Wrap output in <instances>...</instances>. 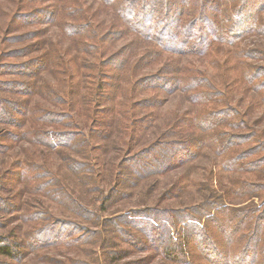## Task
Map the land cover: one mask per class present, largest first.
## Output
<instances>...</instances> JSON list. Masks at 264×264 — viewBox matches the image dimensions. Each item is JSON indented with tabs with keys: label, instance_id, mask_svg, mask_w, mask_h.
<instances>
[{
	"label": "rangeland",
	"instance_id": "obj_1",
	"mask_svg": "<svg viewBox=\"0 0 264 264\" xmlns=\"http://www.w3.org/2000/svg\"><path fill=\"white\" fill-rule=\"evenodd\" d=\"M233 1L219 8L228 26L235 19L228 37L202 53L165 52L139 72L133 62L109 66L124 38L102 48L63 30L78 20L67 10L72 0H57L52 21L51 15L15 33L9 24L20 0H0V237L21 253L0 255V264H217L225 257V264H249L244 258L264 264L263 191L248 192L251 184L264 190V158L257 169L251 160L259 154L242 153L261 146L264 155V0L250 1L244 13ZM82 4L84 16L97 14L104 28L118 19L101 0ZM27 5L22 11L32 10ZM242 23L249 24L242 29ZM11 34L24 40L8 42ZM41 39L44 50L16 53ZM57 51L67 70L54 65L30 75L31 61L49 52L55 61ZM169 57L167 74L184 68L186 86L159 89L169 78L165 70L155 89L136 84ZM132 68L130 82L116 84ZM100 81L94 110L89 98ZM196 136L202 145L192 147L199 149L194 158L168 168L157 149L173 150ZM248 206L263 211L260 228L235 233L243 215L226 214ZM252 232L259 237L253 257ZM158 239L160 246L152 243Z\"/></svg>",
	"mask_w": 264,
	"mask_h": 264
},
{
	"label": "trees",
	"instance_id": "obj_2",
	"mask_svg": "<svg viewBox=\"0 0 264 264\" xmlns=\"http://www.w3.org/2000/svg\"><path fill=\"white\" fill-rule=\"evenodd\" d=\"M40 1L41 0H26V3H24L23 0H20L18 10L14 12L13 19L9 24V30L12 29L10 31L11 33H15L16 30H20L25 24H41V22L50 18L51 15V21L53 20L57 12V0H53L52 3H47L45 5L34 6L35 3ZM250 1L252 0H235L233 2L236 5L235 7L240 8L244 13L246 9L249 8L248 3ZM27 2L32 3V10L22 11L24 6L25 8L28 6ZM82 2H84V0H72L73 5L69 6L67 10L68 12H73V15L75 14V16L78 17V20L74 21V24L69 25V28L63 27V30L71 35H81L82 38L90 40L95 45L101 44L102 48H104L107 44L108 48L109 42L114 39L124 38L125 44L121 46L120 49L118 48L111 53L113 59L109 66L114 67L118 64V69H122L129 63L133 62L138 65L140 72L143 68L148 67L145 65L147 62L150 63L156 56H163L165 52L176 54V56L190 53H202V51L206 52L210 50L213 43L222 37H228V35L235 30L233 29L235 19H232V25L228 26L224 20L227 15L219 9L220 6L226 4V0H101L103 4L112 8L116 18L118 17V19L112 21L107 28L102 27V24L99 25V23L96 22V17H98L97 14L84 16L87 10L83 9ZM1 9L2 7H0V10ZM17 12L18 14L15 16ZM256 12L253 11V15L250 12L247 18H249V20L253 19ZM58 14L64 16L61 11H59ZM18 18L20 19L19 23H17ZM248 24L244 25V23H242V29L248 26ZM236 30L238 31V29ZM32 34H34V31L30 33V35ZM10 36V41H8V39L7 41L11 43L23 39V35L11 34ZM127 39L128 41L126 42ZM42 44L43 39L35 44V49H32L33 45L21 46L17 48L16 53L23 56V53H27L28 51L27 54H30L38 47L40 50H44ZM88 50L93 52L92 46ZM62 57L63 55L60 51H57V58L55 61L51 52L46 55L39 56L36 60L34 59L29 64L28 69L31 70L30 75L38 76L42 69L53 68L54 65L64 67L66 63L63 61ZM172 60L173 59L169 57L166 60V63L155 73L139 74L136 84H147V87L155 89L156 87L152 84L163 79L164 75L160 77L159 73L162 70H165L167 74L168 72L165 69V65H168ZM173 62L177 63L175 61ZM30 66H32V68H30ZM63 69L67 70L66 66ZM176 72L177 75L167 74L169 78L164 79L165 86L158 88L162 90L163 88L170 89L173 91L175 88L186 86L185 84H187V81L182 78L184 76V68L177 69ZM107 73V79L113 77V75H110L113 73ZM135 74L136 71L132 68L131 73H129L128 70V73L124 72L117 75L116 79L118 81L116 84L126 85V79L130 82L131 77ZM103 82L104 81H100L96 84L95 89L92 86V92L89 99L92 100L91 104L93 105L94 110L98 108V104L94 101V99L95 97L97 99ZM129 90L130 89L126 92L127 96ZM138 94L139 93H136L135 96H138ZM196 137L188 140L186 145H181L173 150L170 145L157 149L165 159H168L167 163L164 161V164H168L167 167L171 168L177 165L185 164L191 158L193 159V156L199 151V149L195 152L192 147L198 146V148H200L202 145V141L198 136ZM232 137L233 136L225 141L228 147H230L233 143ZM240 138H243V140L238 141V144H243L245 142V136ZM260 148L261 146L256 148H247L242 152L243 154L250 155L259 154L258 157L251 160V163H253L257 169H263L264 155H262L260 151H257ZM249 187L250 189L248 188V192L252 193V195H259L262 197L263 191L262 198L264 200V190L260 189L261 185L251 184ZM215 199L221 200V195L217 196ZM214 204H216V202L213 201V203L206 206V214L211 213ZM242 208L233 209L235 213H225L228 217H236L239 214L243 215V217L237 221L238 225L236 226L235 233L245 229L247 225L249 226V229L246 230V232L257 231L260 228L259 225L263 219V211L258 212L251 206L245 207L244 209ZM223 212L224 211H219L217 217L224 214ZM257 213V218L249 219L247 217V214ZM197 237L204 238L200 234L197 235ZM248 237L249 244L247 248L250 250L253 257L257 248L254 244H252V242L257 240L259 237L255 232L249 234ZM184 239H186V237ZM170 240L173 241L172 239ZM158 241L159 239L152 243L156 246H160ZM160 241L163 245L166 244L161 237ZM17 247V243H11L0 237V255L18 259L21 253L17 251ZM174 252H176L174 249L173 251L170 249L167 250L168 254ZM240 260L247 261L246 263L250 262L249 264H256V262H253V259L244 258ZM227 261H229V258L225 257L217 264H225Z\"/></svg>",
	"mask_w": 264,
	"mask_h": 264
}]
</instances>
